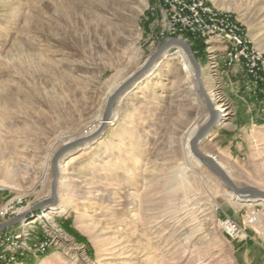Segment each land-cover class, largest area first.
Listing matches in <instances>:
<instances>
[{
	"label": "rangeland",
	"instance_id": "obj_1",
	"mask_svg": "<svg viewBox=\"0 0 264 264\" xmlns=\"http://www.w3.org/2000/svg\"><path fill=\"white\" fill-rule=\"evenodd\" d=\"M205 1L264 51V0ZM186 36L203 46L194 51ZM175 38L200 64L199 92L172 48L91 133L114 90ZM227 59L222 45L170 28L161 0H0V211L24 200L21 218L0 230V249L6 235L30 233L13 264H264V202L231 201L187 142L190 127L225 104L199 150L236 186L264 191V83ZM96 135L62 155L57 202L42 205L53 197L57 153Z\"/></svg>",
	"mask_w": 264,
	"mask_h": 264
},
{
	"label": "built area",
	"instance_id": "obj_2",
	"mask_svg": "<svg viewBox=\"0 0 264 264\" xmlns=\"http://www.w3.org/2000/svg\"><path fill=\"white\" fill-rule=\"evenodd\" d=\"M161 7L166 24L174 31L189 34L209 46L222 45L228 51V65L243 67L249 78L264 83V51L254 46L243 25L230 13L205 0H161ZM23 209L24 200L14 197L1 209L0 219L18 215ZM225 226L232 235L238 232L231 221H227ZM10 234L1 241L2 246L6 242L9 244L0 249V264L15 263L18 259L16 247L26 246L25 241L30 236L26 230L17 235ZM35 251L42 250L37 248Z\"/></svg>",
	"mask_w": 264,
	"mask_h": 264
},
{
	"label": "water",
	"instance_id": "obj_3",
	"mask_svg": "<svg viewBox=\"0 0 264 264\" xmlns=\"http://www.w3.org/2000/svg\"><path fill=\"white\" fill-rule=\"evenodd\" d=\"M175 47H180L186 54V57L188 58L192 68L195 70V75L196 79L198 80L199 84L202 87V80H201V68L198 60L196 59V56L194 55V52L191 48V46L187 43V41L182 40V39H171L170 41L166 42L163 44L157 52L154 53V55L151 57V59L148 61V63L145 65V67L139 71L138 73L132 75L130 79L122 85L117 91L110 97L109 102H108V107H107V112L105 115V122L110 118L112 110L114 106L117 104V101L119 98L134 84L137 82L141 81L146 73L153 67L155 62L166 52H168L170 49L175 48ZM203 94L206 96L203 88H202ZM207 97V96H206ZM211 110V115H212V120L205 124L200 130H198L192 140L190 141V149L192 154L194 156L205 163L206 165L210 166L215 174L219 177V179L224 183L226 188L235 195V198L240 201H253V203H259V202H264V191L254 188V187H238L236 186L228 174L224 171V169L218 164V162L212 158L209 155H205L199 150V144L200 142L209 136L212 132V130L215 128V126L218 124L220 120V115L219 112L216 110L210 108ZM103 128H105L106 123ZM96 136H90L87 139H82L80 141H75L73 143H70L66 145L61 151L57 153V155L54 158L53 161V175H54V181L52 184V189H53V197L50 201L44 202L42 205H47V204H55L57 202V197H56V188H57V183L59 179V173H58V161L62 157V155L69 150L81 146L87 142H90V140L94 139ZM21 217L17 216L16 218L12 219L11 221L4 223L0 225V230L10 226L11 224L17 222Z\"/></svg>",
	"mask_w": 264,
	"mask_h": 264
},
{
	"label": "bare ground",
	"instance_id": "obj_4",
	"mask_svg": "<svg viewBox=\"0 0 264 264\" xmlns=\"http://www.w3.org/2000/svg\"><path fill=\"white\" fill-rule=\"evenodd\" d=\"M166 55V54H165ZM176 55L181 59V61L183 62V70L186 72V74H187V76H188V78L189 79H191V81L193 82V88H194V90H195V92L196 93H198L199 92V88H198V86L196 85L197 83H196V81H195V78H194V71H193V68L191 67V65L188 63V59H187V57L183 54V52H182V50H178L177 52H176ZM164 59V58H163ZM156 71V70H155ZM152 72V71H151ZM150 78V76H148V77H146V79L142 82V84L144 85L145 84V82L146 81H148V79ZM190 82V81H189ZM195 82V83H194ZM139 85L140 84H138L137 86L139 87ZM137 86H136V88H137ZM117 88H119V86L117 87ZM117 88L114 90V92L112 93V95L116 92V90H117ZM221 97L217 94V93H214L213 94V100L214 101H217V100H219ZM212 101V100H211ZM215 110L217 111V112H219L220 113V117H221V123H223V119H224V116L226 115L225 114V112H226V109H225V104H223V103H219V104H217L216 105V107H215ZM117 115V114H116ZM116 118V117H115ZM105 119H101L100 120V122L97 124V125H91V128H90V126H89V128L91 129L90 131H91V133H94L101 125H103L104 124V121ZM110 123V122H109ZM112 123V122H111ZM197 125L195 124V125H193L192 127H190V129H189V133H190V136L191 135H195V133L197 132ZM192 137V136H191ZM191 137H189L188 139H187V142L188 143H190L189 141H190V139H191ZM192 140V139H191ZM72 141V140H71ZM72 143V142H71ZM67 145V144H66ZM45 176V175H44ZM7 181H9V180H7ZM2 183H0V185H1ZM1 186H7V184L6 183H3ZM227 196L229 197V199L231 200V201H234L235 203H237V204H239L240 202H238V200L236 201L235 200V195L233 194V193H231V192H229V193H227ZM253 202V201H252ZM246 203H249V201L248 202H246ZM242 204V203H241ZM64 206V205H63ZM55 209H57V210H59L60 208L59 207H56ZM62 209V211L61 212H65L66 211V209H67V206H64L63 208H61ZM18 216H20L21 217V213H19L18 214ZM43 220H41V221H43V225L48 229L49 228V226H50V224H51V222H50V218H48L49 216H48V214H45V213H43ZM38 222V219H36L34 222H32V223H30V224H25V226H31V225H33L34 223H37ZM228 226V225H227ZM228 228L230 229V231H233V229H232V227H230V226H228ZM44 263V262H43ZM42 263V264H43Z\"/></svg>",
	"mask_w": 264,
	"mask_h": 264
},
{
	"label": "trees",
	"instance_id": "obj_5",
	"mask_svg": "<svg viewBox=\"0 0 264 264\" xmlns=\"http://www.w3.org/2000/svg\"><path fill=\"white\" fill-rule=\"evenodd\" d=\"M186 38H188L190 40V42L193 43V50L194 51H195V47H202L203 46L202 42H200V41L193 42L192 39L189 38V36H186ZM197 58H198V56H197ZM65 228L70 234L78 236V234L76 232L72 231L70 228H68L67 225H65ZM30 264H32V262Z\"/></svg>",
	"mask_w": 264,
	"mask_h": 264
}]
</instances>
